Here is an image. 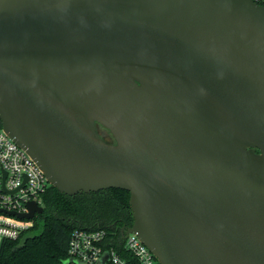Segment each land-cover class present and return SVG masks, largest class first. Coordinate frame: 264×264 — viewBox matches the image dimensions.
Returning a JSON list of instances; mask_svg holds the SVG:
<instances>
[{"label":"water","instance_id":"1","mask_svg":"<svg viewBox=\"0 0 264 264\" xmlns=\"http://www.w3.org/2000/svg\"><path fill=\"white\" fill-rule=\"evenodd\" d=\"M0 123L58 192L127 191L158 264H264L253 0H0Z\"/></svg>","mask_w":264,"mask_h":264},{"label":"built area","instance_id":"2","mask_svg":"<svg viewBox=\"0 0 264 264\" xmlns=\"http://www.w3.org/2000/svg\"><path fill=\"white\" fill-rule=\"evenodd\" d=\"M52 186L33 159L0 128V209L23 214L28 203L43 208L42 196ZM32 219L0 213V245L3 240L22 238L33 226ZM129 228V227H128ZM122 228L116 238L112 230L72 231L68 240L69 264H158L157 259L133 232Z\"/></svg>","mask_w":264,"mask_h":264},{"label":"trees","instance_id":"3","mask_svg":"<svg viewBox=\"0 0 264 264\" xmlns=\"http://www.w3.org/2000/svg\"><path fill=\"white\" fill-rule=\"evenodd\" d=\"M264 6V0H253ZM1 128V123H0ZM106 142L110 135L97 125ZM43 212L34 219L30 236L0 245V264H62L67 258L70 234L76 229H104L116 232L132 225L129 193L106 189L67 196L50 186L42 196Z\"/></svg>","mask_w":264,"mask_h":264},{"label":"rangeland","instance_id":"4","mask_svg":"<svg viewBox=\"0 0 264 264\" xmlns=\"http://www.w3.org/2000/svg\"><path fill=\"white\" fill-rule=\"evenodd\" d=\"M35 233H36V232H27V233L25 234V236L21 239L20 242H22V240H23L25 237L30 236V235L35 234Z\"/></svg>","mask_w":264,"mask_h":264}]
</instances>
